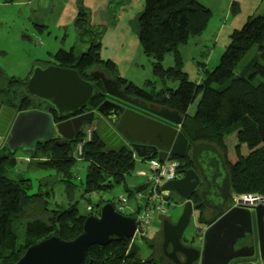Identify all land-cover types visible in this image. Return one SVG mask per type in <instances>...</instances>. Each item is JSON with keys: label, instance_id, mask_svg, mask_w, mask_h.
Instances as JSON below:
<instances>
[{"label": "trees", "instance_id": "trees-1", "mask_svg": "<svg viewBox=\"0 0 264 264\" xmlns=\"http://www.w3.org/2000/svg\"><path fill=\"white\" fill-rule=\"evenodd\" d=\"M142 1L143 8L133 25L140 49L153 60V73L162 80L176 81V87L146 90L120 78L116 74L115 64L100 58V26L91 22V12L83 5L82 0H77L76 3L73 28L86 50L75 52L73 47L67 51L58 49L50 54V61L37 64L72 68L84 80L88 69L99 66L116 82L118 90L124 96L146 105L177 112L183 119L180 130L187 139L193 143H210L221 154L220 149L225 148L224 137L235 131L238 142L244 144L248 151H256L243 156L237 152L238 156L233 162L224 160L230 191L235 195L264 196V2L261 11L249 17L241 29L231 31L229 42L215 67L204 68L197 82L189 81L186 73L181 70L183 56L179 46L187 43L189 38L202 34L209 21L210 10L197 0ZM127 4L128 1L123 2V5ZM252 50L255 51L251 58L241 64ZM169 53L173 57V67L164 70L161 64ZM14 79L10 77L8 84L0 90L3 101L12 103L17 111L33 108L32 100L29 101L28 96L22 97L16 87L13 88ZM93 83L101 90L98 80ZM19 96L22 98L18 103ZM196 100L195 111L189 115L188 110ZM101 102L102 97L97 94L82 112L95 111ZM42 104L44 109L37 106L35 109L47 112L53 116L54 122H59L60 118L51 108ZM84 126L74 142L57 143V138H49L35 146L33 154L44 160L37 163L39 168L55 171L63 178L62 181L68 183L74 176V162L83 161L86 172L85 180L81 182L82 198L89 201V196L112 190L114 185L120 184L126 175L131 174L134 171V156L125 147L110 148L96 131L91 130L90 138L84 140L87 125ZM78 145L81 146L80 155L70 156L72 147ZM8 154L0 153L6 157L1 164L4 179L3 186L0 187V264H14L26 248L51 235H57L65 241L75 239L81 233L85 217L97 214L93 205H89L91 212L86 211V215L78 213L75 205L62 211L54 209L50 218L26 223L23 235L19 238L12 228L13 220L20 215L26 203L36 201L40 196L46 197L50 190L40 189L38 194L28 195L29 180H25L23 176L13 179L5 176L6 172H14L17 168V158L11 153L7 156ZM170 159L178 161L180 174V169L192 164L189 154L181 159ZM193 201L198 202V196ZM200 217L201 214L199 219ZM142 243L149 245L148 239H144ZM138 252L129 254L126 240H113L103 247H89L83 264H159L156 257L139 260ZM163 263L165 264L164 261Z\"/></svg>", "mask_w": 264, "mask_h": 264}, {"label": "water", "instance_id": "water-1", "mask_svg": "<svg viewBox=\"0 0 264 264\" xmlns=\"http://www.w3.org/2000/svg\"><path fill=\"white\" fill-rule=\"evenodd\" d=\"M89 77L100 82L101 90L92 81L82 79L72 68L54 64L34 65L23 82L25 93L48 105L60 121L53 124L49 114L38 110L19 113L9 131L8 147L12 150L15 145H24L23 149L33 150L36 142L47 141L53 131L60 137L57 143L74 142L84 125L90 124L94 118L101 117L103 123L123 138L125 147L136 155V172H152L145 164L146 160L156 157L162 163L167 157L181 159L186 157L189 149L190 159L199 169L200 177L207 186V192L201 193L202 202L207 208L215 209L221 216L204 231L201 249L187 247L182 244V234L198 205H193L187 199L188 192L185 189L190 187V190H193L198 185V177L193 170H184L182 180L170 181L161 187L162 190L175 191L186 200L176 222L162 219V246L165 249L171 245L170 253H165L166 262L228 264L233 260L253 256L256 248L259 262L264 264V207L258 205L254 208L237 207L227 210L226 204L231 198L230 183L221 153L210 143H193L187 139L180 130L182 117L177 112L146 105L137 99L124 96L118 90L116 82L102 72H92ZM97 94L106 98L95 111L83 113ZM142 115L159 128V131H143L149 136L148 144H141L136 138L139 133L136 122ZM111 130L109 134H112ZM54 182L55 178L46 179L41 181L40 186L52 187ZM148 183L149 179L145 185ZM209 190L218 194L216 203L214 202L216 206L208 204L205 199ZM95 207L97 215L85 217L81 233L75 239L65 241L57 235H51L26 248L14 264H83L89 247H103L113 240L132 239L136 227L133 215L124 216L117 213L110 202L98 201ZM229 232L230 237L227 235ZM251 235L255 236V242H251L247 248H238V245ZM136 251H139V247L132 244L128 253ZM234 263L255 264L248 261Z\"/></svg>", "mask_w": 264, "mask_h": 264}, {"label": "rangeland", "instance_id": "rangeland-1", "mask_svg": "<svg viewBox=\"0 0 264 264\" xmlns=\"http://www.w3.org/2000/svg\"><path fill=\"white\" fill-rule=\"evenodd\" d=\"M125 1H128L129 4L123 5ZM197 1L209 8L211 15L202 34L189 38L187 43L179 46V51L183 56L181 70L186 73V78L189 81L198 80L197 63L210 50L216 39L215 47L221 51L229 42V37L227 36L228 21H225V27L222 25V18L226 14V4L222 0ZM76 3L77 0H0V71L5 79L13 77L16 80H23L34 65L42 61H50V54L58 49L67 51L73 47L75 52L86 50L83 41L76 37L73 28ZM82 3L86 7H90L91 22L95 26H100L98 31L100 35L99 54L101 60L113 62L116 67V74L120 78L146 90L176 87L177 82L171 79L162 80L159 75L157 76L153 73V60L145 56L140 49L133 25L143 8L142 0H82ZM242 26L243 24H240L236 30L241 29ZM254 51H250L241 64L248 61ZM161 65L164 70L173 67L171 53L165 56ZM91 72H102L106 77L110 78L109 74L99 66H93L88 69L86 75ZM6 84L5 81L0 79V90ZM21 91L23 93V89ZM3 98V95L0 94L1 101ZM196 104L197 100L190 106L189 115L194 113ZM42 105V103H34V106L39 109H44V105ZM90 124V130L100 132L103 134L105 142H108L106 138L109 133L105 127L107 125L99 118H94ZM3 125L4 122L0 124V127H3ZM109 129L113 128L109 126ZM115 134L118 135L116 132ZM118 136L122 139L120 135ZM107 144L112 145L110 142ZM224 146L225 148L223 147L220 150L224 160L230 162L236 160L237 152L243 156L250 155L256 151V149L248 151L244 144L238 142L235 131L224 137ZM33 151L28 152V150L24 149L25 154H28L26 160L29 161L26 162L25 159H20L17 161V170L15 172L5 173V176L11 179L18 178L21 175L25 180H29L28 195L38 194L40 189H45V187H40L42 180L49 177L58 178L56 172L44 168L41 169L37 166V163L42 158L39 155H34ZM0 153L10 154L7 147L0 148ZM188 153L190 154L189 149ZM9 154L7 156H10ZM16 154L19 156L20 152L16 151ZM76 154V147L73 146L69 155L76 156ZM5 159L6 157L0 155L1 164ZM41 161L44 162L43 159ZM191 168L192 166H185L180 171L183 173L184 170H190ZM72 172L74 176L69 183L62 181V179L61 181L57 179V182L46 197L40 196L41 198L36 199V201H30L23 206L20 215L13 220L12 224V228L19 238L23 235L26 223L34 220H46L51 217L52 210L62 211L68 208L69 205H75L78 213L86 215V211L91 212L89 205H95L100 200L120 198L123 201V213L131 216L135 215L142 203L141 196H138V194L143 191L139 190L149 178V173L136 174L134 170L131 174L126 175L120 184L114 185L112 190L103 192L101 195L93 194L89 196V201H85L82 198L83 187L81 185V182L85 180V163L76 160L73 164ZM2 173L3 170L0 167V187L3 186ZM182 173L175 181L184 178ZM167 183L162 182L160 187L165 186ZM168 192V203L165 202L163 205L166 211L159 220L166 218L174 223L182 212L184 199L173 190H168ZM204 212L205 210L202 212L205 216L201 215L202 217L199 219L197 212L193 211L189 223L182 234L184 244L188 245L191 241H194V246L199 247L200 229L207 228L215 219L213 213ZM161 227L162 223L160 224L158 219L155 218L148 234L149 245L145 246L142 242L136 243L139 247V260L147 257L150 259L156 257L159 264H164L163 261L167 264L165 253H170L171 245L169 244L165 249L163 248Z\"/></svg>", "mask_w": 264, "mask_h": 264}, {"label": "crops", "instance_id": "crops-1", "mask_svg": "<svg viewBox=\"0 0 264 264\" xmlns=\"http://www.w3.org/2000/svg\"><path fill=\"white\" fill-rule=\"evenodd\" d=\"M222 2L224 3V4H226V8H225V11H226V14H225V16L222 18L223 19V27H225V21H228V37H229V35H230V33H231V31L232 30H236L237 28H238V26L240 25V24H243L244 25V23L243 22H245L249 17H251V16H253V15H255V14H257V13H259L260 11H261V9H262V5H263V2H264V0H222ZM201 4V3H200ZM232 4H235V6H232ZM84 5V4H83ZM203 5V4H202ZM85 6V5H84ZM203 6H205V5H203ZM86 7V6H85ZM206 7V6H205ZM88 9H90V7H87ZM209 9V8H208ZM235 9H236V11H237V13H235L234 14V11H235ZM210 10V9H209ZM75 15H76V12H75ZM228 37H227V39H228ZM216 42H217V39L214 41V43L212 44L213 46L210 48V50L208 51V52H206L205 54H204V56H202V58H201V61H198V70H197V72L199 73V78H198V80H196L197 82H199V80H200V78H201V76H202V70L205 68V69H207V68H213V67H215V65H216V63H217V61H218V58H219V56L221 55V53L223 52V50L221 51V50H219V49H216V47H215V45H216ZM224 49V48H223ZM203 65V66H202ZM30 72V71H29ZM108 78V77H107ZM109 79H111V78H109ZM176 82V81H175ZM38 111H40V110H38ZM27 112H29V111H26V112H24V113H27ZM40 112H43V113H46V114H48L47 112H45V111H40ZM10 113H12V112H10ZM10 113H8V115L6 116V118H5V121H4V125H3V127H2V129H1V133L2 132H4L5 131V140H6V142H4V143H2L1 145H0V148H2V147H7L8 149H9V152L10 153H16V151H19L20 152V155L19 156H17V154H15V157L17 158V161L18 160H20V159H25L26 160V158H27V153L25 154V152H24V149H22V148H24V145H21V146H14L13 147V149L11 150L9 147H8V145H7V140H8V138H9V131H10V129H11V127H12V124H13V122H14V120H15V118H16V116L18 115V114H15L14 116H13V118L11 117V115L12 114H10ZM99 118V120H103L101 117H98ZM139 120H140V122H139ZM183 120V119H182ZM104 121V120H103ZM11 122V123H10ZM92 122V121H91ZM90 122V123H91ZM9 123H10V125H9ZM136 125L137 126H139L138 128H137V131L139 132V133H137V140L142 144H148V143H150L149 142V136L147 135V133H143V131L144 130H149V129H152V130H155V131H159V128L156 126V125H153V124H151L150 123V121H147V119H146V117H145V115H142V117H138V122H136ZM91 126V124H87V127H90ZM8 127V128H7ZM106 128H107V130H108V133H110V129H109V126H105ZM112 131V134H108V136H107V138H106V141H108V142H110L112 145H108L107 143L108 142H106V144H107V146H109L110 148H119V147H122V146H124L125 147V145H126V142L123 140V138L121 139L118 135H116L115 134V132H113L114 130L112 129L111 130ZM99 134H100V136L102 137V139L105 141V138L103 137V134H101L100 132H99ZM78 136V135H77ZM49 138H57V140L60 138L59 136H58V134L56 133V131H53L51 134H50V137ZM112 141V142H111ZM34 148H35V146H34ZM125 148H127V147H125ZM128 149V148H127ZM34 150V149H33ZM13 151V152H12ZM32 151V149H28V152H31ZM76 156H74V157H78L79 155H78V149H77V147H76ZM132 153V152H131ZM187 154H189L188 153V151H187ZM132 155L134 156V163H135V160L137 159V157H136V155L134 154V153H132ZM190 156V155H189ZM154 158H156V157H154ZM157 159V158H156ZM34 160V159H33ZM27 161H29V160H26V162ZM39 161H41V160H39ZM80 161V160H79ZM147 161V160H146ZM83 162V161H82ZM84 163V162H83ZM145 164H147V163H145ZM86 165V164H85ZM192 165H193V163H192ZM191 165V166H192ZM0 167H1V163H0ZM134 170H135V166H134ZM190 170H193V169H190ZM49 171H53V170H49ZM194 171V170H193ZM55 172V171H54ZM137 173H143V172H136V174ZM150 174V173H149ZM183 174V173H182ZM2 176V175H1ZM50 178H55V177H49V178H46V179H50ZM4 178H3V176H2V180H3ZM46 179H44V180H46ZM57 179H59V181H61V179L63 180V178H61V177H59L58 176V178H55V182H54V184L57 182ZM149 179V178H148ZM43 181V180H42ZM53 184V185H54ZM41 187V186H40ZM53 187V186H52ZM52 187H46L45 186V188H48V190H51L52 189ZM147 188H148V184L147 185H145L144 187H142L139 191H143L142 193H139V194H141V195H144L145 194V192L147 191ZM167 194L169 193L168 192V190L167 189H165L164 190ZM138 192V191H137ZM230 194H231V196L233 195V193H231V191H230ZM118 199H120V198H118ZM118 199H108V200H103V202H110L111 204H112V206H113V208H114V210L117 212V213H119V214H121V215H124V216H131V215H126V214H124L123 213V208L120 210V209H118V208H116V200H118ZM101 201V200H100ZM98 203V202H97ZM96 203V204H97ZM70 206V205H69ZM93 206H95V205H93ZM88 207H91V206H88ZM96 208V207H95ZM97 209V208H96ZM98 212V211H97ZM209 212V211H208ZM95 215H97V214H95ZM134 217H135V219H136V223H137V216H138V210H137V212H136V214L135 215H133ZM155 218H157L158 219V222H160V224L162 223V220L160 221L159 219H160V216H155ZM171 222V221H170ZM176 222V221H175ZM210 226V225H209ZM207 228H208V226H207ZM207 228H201L200 229V231H199V240H198V242H199V247H196V246H194V241H191V243H192V245L194 246V248H196V249H201V246H202V238H203V234H204V231L207 229ZM147 239L149 240V236L147 237ZM249 239H250V242H255V236L254 235H251V236H249ZM127 242H129V241H127ZM143 242V241H142ZM200 242H201V244H200ZM190 243V244H191ZM182 244L183 245H187V244H184L183 242H182ZM190 244H188V245H190ZM187 247H190V246H187ZM130 249V248H129ZM129 249H128V251H129Z\"/></svg>", "mask_w": 264, "mask_h": 264}, {"label": "built area", "instance_id": "built-area-1", "mask_svg": "<svg viewBox=\"0 0 264 264\" xmlns=\"http://www.w3.org/2000/svg\"><path fill=\"white\" fill-rule=\"evenodd\" d=\"M84 140L90 138V127L85 128ZM78 155L81 153V146H77ZM147 165L152 169L149 174L148 189L141 196L142 203L138 208L137 223L132 239L128 242V249L132 244L142 242L147 239L151 224L155 216L163 217L166 209L163 207L165 202L168 203V194L160 187L162 182L175 181L180 175L178 172V161L166 158L164 162H159L156 158L147 160ZM116 208L122 209L123 201L118 199ZM258 205L264 207V196L242 194H233L229 199V209L231 208H254ZM90 209V208H89Z\"/></svg>", "mask_w": 264, "mask_h": 264}, {"label": "flooded vegetation", "instance_id": "flooded-vegetation-1", "mask_svg": "<svg viewBox=\"0 0 264 264\" xmlns=\"http://www.w3.org/2000/svg\"><path fill=\"white\" fill-rule=\"evenodd\" d=\"M92 73V72H91ZM29 74V73H28ZM28 74L26 75V77L25 78H23V80H16V79H14L13 80V82H14V84H13V88L15 89V87H16V89H17V91L19 92V93H21V96L23 97V96H28L29 97V101H33V100H35L34 102H33V108H30L29 110H25V111H17L14 107H13V104L12 103H6V102H4L3 100L1 101L0 100V124L1 123H3L4 121H5V118H6V116L8 115V113H10V112H12V113H10V114H12L11 115V117L13 118V116L15 115V114H19V113H24V112H26V111H32V110H37V109H35V106H34V103L36 104V102L37 103H41L40 101H38V100H36V99H34V98H32V97H30L29 95H27L26 93H25V90H24V87H23V82L26 80V78H27V76H28ZM90 74V73H89ZM89 74L88 75H85V80L87 79V80H90V81H92V82H95V81H97L96 79H93V78H90L89 77ZM0 79L1 80H3V81H5L7 84H8V81H9V79H5L4 78V76L1 74V72H0ZM3 88H1V90H2ZM21 89H23V93H22V91H21ZM21 96H19V98H18V103L19 102H21ZM101 97H102V101L106 98L105 96H102L101 95ZM21 104V103H20ZM146 114V113H145ZM50 115V114H49ZM147 116H149V117H153V116H151V115H149V114H146ZM51 116V115H50ZM51 119H52V123L54 124H56V122H54V118H53V116H51ZM11 123V122H10ZM10 123H9V125H10ZM52 124V125H53ZM1 129H2V127H0ZM8 128V127H7ZM5 131L4 132H2L1 134H0V145L2 144V143H4V142H6V140H5ZM58 140H60V138L58 139ZM58 140H56L55 142H58ZM41 142H36L35 144H34V146H37L38 144H40ZM16 154V153H15ZM15 154H13V156H15ZM222 155V154H221ZM224 160V159H223ZM191 166V165H190ZM189 166V167H190ZM191 169H193L194 171V174H195V176H197L198 177V180H199V182H198V185H196V187H194V189L193 190H190V187H188L187 189H185V191H187L188 192V196H187V199L188 200H190L191 202H192V204L193 205H198V208L196 209V210H194V211H196L197 212V214L198 215H203V210H205V212L206 211H209V213L211 214V213H213L214 215H215V219H213V221H212V223H214V222H216L219 218H220V214H218L217 212H216V210L215 209H212V208H207L204 204H203V200H202V197H201V193L202 192H207V186H206V184L202 181V178L200 177V172H199V169L193 164L192 165V168ZM17 170V168L16 169H14V172ZM191 182H193L192 180H191ZM191 185V183L189 184V186ZM210 192H209V194L208 195H205V199H206V201L208 202V204H210V205H212V206H216V205H214V202L216 203V200H217V192H214V190H209ZM213 193H215V194H213ZM195 196H198V202H194L193 201V198L195 197ZM186 200H184V202H185ZM226 207H227V210L229 209V200H228V202H227V204H226ZM216 208V207H215ZM204 212V213H205ZM205 215H203V217H204ZM210 216V215H209ZM202 217V216H201ZM211 223V224H212ZM227 235H228V237H230V232L229 233H227ZM183 242V241H182ZM251 242H250V239H249V237L247 236V238H246V241H244L243 243H241L240 245H238V248H243V247H245V248H247V246L250 244ZM186 246H190V247H194L193 245H192V243L190 244V245H186ZM201 248H202V246H201ZM247 251V250H246ZM236 261H248V262H253V263H255V264H260V262H259V259H258V255H257V250H256V248L254 249V254H253V256H250V257H246V258H241V259H238V260H236ZM236 261H231V262H229L228 264H234V262H236Z\"/></svg>", "mask_w": 264, "mask_h": 264}, {"label": "clouds", "instance_id": "clouds-1", "mask_svg": "<svg viewBox=\"0 0 264 264\" xmlns=\"http://www.w3.org/2000/svg\"><path fill=\"white\" fill-rule=\"evenodd\" d=\"M235 264V263H234Z\"/></svg>", "mask_w": 264, "mask_h": 264}]
</instances>
